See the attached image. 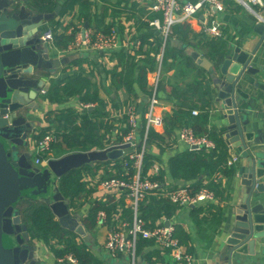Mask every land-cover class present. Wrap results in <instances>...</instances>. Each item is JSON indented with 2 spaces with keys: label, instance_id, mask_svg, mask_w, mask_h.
<instances>
[{
  "label": "crops",
  "instance_id": "obj_1",
  "mask_svg": "<svg viewBox=\"0 0 264 264\" xmlns=\"http://www.w3.org/2000/svg\"><path fill=\"white\" fill-rule=\"evenodd\" d=\"M11 1L15 4L14 7L16 9L25 7L26 11L31 12L32 14L40 13L33 5L28 3V1ZM120 2L121 3L118 4L117 0H85L81 5L75 7L72 13H68L58 18L57 20L60 22L58 25H56L55 22L49 21L43 23L40 28L41 34H44L48 30H52L55 32V36H57L79 22H81L84 27L91 29L92 32H100L103 30L104 26L112 23L118 31V46L112 49L110 54L106 52H74L72 44L68 45L66 49L60 50L54 46V42L53 45H46L43 43L44 50L51 59L57 60L69 57L70 61H72L67 65L56 68L53 74L40 73V76H45L46 81L42 89L46 91V94H39L36 99L37 108H26L22 111V114L26 117L27 121L31 122L33 125L31 132L27 136L29 141L27 152L30 155L33 168L39 169L40 172H44L47 169V165L44 163L40 165L34 164V160L38 154L37 135L40 134V132L46 131L49 127L47 121V115L49 112L64 109L80 110L82 106H86L79 101L78 97H72L69 100L64 101H50L48 95L53 85L57 84L59 87H62L64 84L77 83L79 84V90L83 99L95 97L105 102L112 101L117 105L125 106L126 100L130 98V95L125 92L124 88L117 87L116 83L118 82V77H113V74L116 75L119 72H122V69L126 66V63L123 65V60H121L119 55L122 53V49L119 45L125 39L130 38L131 33L135 36L151 35V33L158 35L157 32L147 26V23L144 22L142 18L147 14L149 19L152 15L155 18H159L157 17L159 14L148 12L150 0H120ZM231 4V8H224L223 12L217 13L214 16L209 15L207 24L210 25V21L215 20L218 22L220 28V36L210 37L218 38L220 42H224L226 54L234 48H239L241 52L254 54L253 62H256L257 64L262 63L261 67L264 71V40L261 41L260 35L256 33V24L253 19L240 6L233 3ZM199 19L200 17L198 16L197 19L195 18L186 23H182L187 26V33L185 35L186 42H182L172 36L169 40L167 62L163 69L159 90V105L155 110V115L166 120L180 105L179 99L172 95L174 90L178 93L183 92L187 86H194L196 83L208 86L212 93L210 94L211 109L206 124L207 132H215L219 139L224 142L227 148L228 160L233 156H236L238 161L233 167L234 170L232 175L230 177L222 176L219 182H217L218 197L217 200H215L214 211H205L199 215L197 212L193 211L194 206H189L178 209L171 219L163 220H166V222L170 221L173 225L181 227L186 235H188V244L194 256V264H225L223 260V249L225 247V231L223 229L224 220L243 200L242 176L244 173L242 175L239 173L242 162L240 151L235 146V141L232 140L233 136H230L231 131L228 128L229 123L223 117V104L225 100L218 98V92L223 90L221 75L215 70V68L210 71L204 70L186 53V51L181 50L176 46L177 43L186 44L187 50L193 49L197 51L200 54V58H206L214 64L212 60L203 56L201 51L194 47V43L205 36ZM66 34H69L68 31ZM145 47L146 46L144 45L143 51H145ZM204 52L213 54L215 51L209 52V49H205ZM135 54L134 60L132 61L134 63L136 62V67L133 69L134 75L131 79L133 81L134 91L142 98L144 95L140 91L139 83L137 82L138 72H140L141 68L146 70L148 87L153 79V73H151L152 71H149V68L145 65V54H141L140 51ZM258 82L264 86V72L259 74ZM261 95H264V90ZM190 100L189 93L186 98H183L182 103L185 102L189 104ZM192 101H196V99L193 98ZM140 104L141 101L137 109H139ZM111 105L112 104L109 103L106 110H108L112 116H116ZM94 106L95 103L91 105L90 109ZM263 108V100L260 98L253 100L247 109V112L250 113L249 126L251 129L259 128L258 124L255 123L253 119H256L257 116L261 115V110H263ZM155 130L158 133L163 132L162 127L155 128ZM251 131L248 132L254 135L256 134L255 131ZM162 147L164 150L160 151L158 147L151 146L148 149V153L155 155L159 160V163L163 166V171H166L164 179L165 183L186 186L187 184L183 181H178L176 183L172 181V178L168 174L167 162L170 158L188 151V147L180 142L177 136L176 138L167 137ZM54 154L51 151L49 156L53 157ZM70 154L73 153H68V155ZM51 160L57 159L51 158ZM87 166H89V170L85 175L91 176V181L87 184L90 195L83 198L78 206L72 208L69 206L72 218L77 220L80 225L92 205L97 200L103 199L102 197L104 196L99 187V181L105 176L104 166L100 165L98 162ZM96 177H98V180ZM114 195H116L115 197L117 201L123 197V202L126 205L130 204L129 200L123 193H115ZM41 204H45V199L36 197L22 198L15 204L14 214H17L20 216L21 220H23L22 213L26 209ZM206 204L207 203L198 204L195 206L203 207ZM109 227L104 226L103 222L101 223L99 220V223L93 230L87 231L86 235L89 239L87 243L91 246L93 254L100 259L102 264L124 263L126 262L124 257L112 258L104 249ZM26 232L29 235V240L24 244L34 250L37 263L44 264L45 262V264H58L48 247L38 240H32L28 230H26ZM155 248L157 250V247L154 246L150 251H147L149 257L155 264H177V262L167 254L157 255L153 250ZM238 261L240 264H264V255L257 254L254 256H246L244 259L239 258ZM140 263L142 262L140 261Z\"/></svg>",
  "mask_w": 264,
  "mask_h": 264
},
{
  "label": "water",
  "instance_id": "obj_2",
  "mask_svg": "<svg viewBox=\"0 0 264 264\" xmlns=\"http://www.w3.org/2000/svg\"><path fill=\"white\" fill-rule=\"evenodd\" d=\"M14 6L11 0H0V264H38L34 250L24 244L29 235L20 216L14 214L15 204L25 197L45 199L57 221L88 242L87 231L72 218L69 201L58 191V179L86 165L118 160L129 145L49 160L44 172L33 168L27 152V136L33 125L22 111L37 108L36 99L46 81L40 73L53 74L56 68L72 60L69 57L51 59L40 40L42 24L53 20L60 6L47 14H32L25 7ZM255 31L263 41L264 24H256ZM176 46L204 70L215 68L222 78L223 90L218 92V98L225 100L223 117L240 151L239 173H244L243 200L224 220L223 260L225 264H240L239 258L264 255V108L253 119L257 129L250 128L247 112L253 100L262 98L264 104V95H261L264 86L258 82L259 74L264 72L262 63L253 62L254 54L234 48L215 65L200 58L197 51L187 50L186 44ZM146 101V97L141 98L139 115ZM251 130L256 134L248 132ZM140 261L137 258V263Z\"/></svg>",
  "mask_w": 264,
  "mask_h": 264
},
{
  "label": "trees",
  "instance_id": "obj_3",
  "mask_svg": "<svg viewBox=\"0 0 264 264\" xmlns=\"http://www.w3.org/2000/svg\"><path fill=\"white\" fill-rule=\"evenodd\" d=\"M33 5L40 13H52L60 6L59 14L51 20L58 25L60 22L58 18L72 13L76 6L81 5L85 0H25ZM120 4V0H117ZM127 1V0H125ZM225 9H229L232 6L230 0H221ZM159 14V13H156ZM155 18L150 16L152 19H161V15ZM89 21V19L87 18ZM114 24H108L104 26L101 32L108 33L110 28ZM148 26V24H147ZM55 30V29H54ZM65 30L62 34L54 36V46L60 50L66 49L68 45H71L75 41V34H66ZM97 32L93 31V35ZM187 33V26L176 25L172 29V37L177 38L182 42H186L185 35ZM92 35V36H93ZM94 37V36H93ZM137 38L141 41L140 49L137 52L145 54L146 60L145 65L149 68V71H153L155 68L154 56L158 53L161 44L160 36L151 33V35H137ZM144 45L146 46L143 51ZM194 47L201 51V54L214 62L217 65L223 58L225 53V44L220 42L218 38L203 36L201 40L194 43ZM205 49H209V52L205 53ZM203 52V53H202ZM123 65L126 63L122 72L114 75L118 77L116 83L118 88H124L125 92L129 94L130 98L126 100L125 106L134 103L138 107L141 97L136 94L133 88L132 76L134 75L133 69L136 67L134 63V56H130L122 51L119 54ZM138 55V54H137ZM168 46L165 50L162 71L167 62ZM146 70L141 68L138 72L137 82L139 83V89L143 93L144 97L149 94L148 83L146 77ZM162 80V77H161ZM161 85V81H160ZM160 90V88H159ZM190 93L191 100L188 103H182L183 98H186ZM210 89L208 86L196 83L194 86H187L185 91L177 92L174 90L172 95L178 98L180 105L174 110L172 115L164 120L163 132L158 133L155 129H151L148 134V149L151 146H156L160 151L164 150L162 147L165 139L176 138L178 131L182 127H191L194 134L197 136H206L214 142L215 147L211 150H188L181 154H178L169 159L167 162V170L169 176L172 178L174 183L183 181L187 185L189 192L194 195L203 187L214 192L215 200H217V185L218 183L213 182V176L216 173L221 174L225 177H230L233 173L234 168L227 166L228 155L227 148L222 140L219 139L218 135L214 132H207L206 124L209 119V111L211 109L210 101ZM46 94V93H45ZM44 94V95H45ZM50 101H64L69 100L72 97H78L79 101L83 105L95 106L91 109H64L59 111L49 112L47 115L48 128L46 131L40 132L37 136V141H41L46 135H52L54 142L50 145L49 150L45 153H38L36 158L45 162L51 160V158L60 159L63 155L68 153L77 152H88L92 150H104L112 145H120L123 143L125 136L128 134L130 127L128 125V118L122 115L119 118L112 116L106 107L109 103L112 105L113 112L122 110L124 105H117L114 102H105L98 98L91 97L89 99H83L79 90V84H64L59 87L57 84L53 85L49 92ZM196 101H192V99ZM94 109V110H92ZM92 110V111H91ZM197 110V115H192L191 112ZM143 113L138 116L137 127H136V141H139L143 137L144 120ZM68 153H63L62 149ZM53 152L54 156H49ZM64 155V156H65ZM124 159V158H122ZM122 159L116 160L115 169L117 175L121 173ZM159 162L155 155H151L147 152V156L144 159V170L152 165L153 162ZM112 163L110 161L101 162L100 165H108ZM89 166H84L80 169L73 170L61 178L58 179V191L69 201L70 208L76 207L90 192L87 188V181H84L86 172L89 170ZM166 171H162V174L158 179L161 186L160 188L153 190L144 200L139 203L138 212L140 218L146 223L149 228L155 226L161 219H171L179 209L177 206L171 204L167 199L159 196L160 189L170 188L175 189L179 187L175 184L165 183ZM112 174H105L104 178L111 177ZM205 181L209 183L205 186ZM185 186V185H181ZM116 195L109 194L103 199L97 200L85 218L81 221V226L84 230H93L99 223L98 215L103 213L105 219L103 222L104 226L109 227L114 220V216L120 214L119 219L129 222L132 218V212L129 205L123 202V197L120 200L115 201ZM215 202L206 204L205 206H194L193 211L199 215L205 211H214ZM22 222L27 227L32 240H38L45 244L49 251L53 254L56 262L58 259H64L67 256H71L77 261V264H102L100 259L95 256L91 250V246L85 242L81 236L76 234L74 231H70L69 228L63 227L53 215L52 211L46 204L35 205L26 209L22 213ZM222 218V217H221ZM175 237L178 240L180 247L186 250L187 254H192L190 246L188 244V235L182 230L181 227L175 226ZM152 240L139 239L136 247V256L141 259V262L136 264H155L149 257L147 251H150L154 247ZM156 247V246H155ZM158 255H163L162 252L157 248L153 249ZM146 251V254H145ZM168 253V252H166ZM122 255L116 256L121 258ZM126 262L121 264H128ZM65 264H69L66 262ZM177 264H184L179 262Z\"/></svg>",
  "mask_w": 264,
  "mask_h": 264
},
{
  "label": "built area",
  "instance_id": "obj_4",
  "mask_svg": "<svg viewBox=\"0 0 264 264\" xmlns=\"http://www.w3.org/2000/svg\"><path fill=\"white\" fill-rule=\"evenodd\" d=\"M233 4L240 6L255 22V24H264V0H230ZM224 11V6L221 0H150L148 12L159 13L161 19L148 18L145 15L142 20L146 22L150 29L157 32L161 39V44L158 53L154 56L155 68L153 79L148 87L149 94L146 97L147 101L144 108L143 120L144 130L141 140L136 141V127L138 119V109L134 103L126 105L122 110L116 111L115 118L122 115L127 116L130 130L125 136L122 144H128L129 148L123 150L121 173L117 175L115 161H110L104 166L105 174L110 173L113 176L102 178L99 181L100 190L104 196L109 194L123 193L129 200L132 218L129 222L120 220V214L114 216V220L108 229L104 249L109 256L115 258L118 255L126 257L128 264H136V247L139 239L152 240L154 245L173 258L177 263L194 264V256L187 254L186 250L179 246L178 240L175 237L174 225H166V220L161 219L155 226L149 228L146 223L140 218L138 212L139 203L144 200L153 190L160 188L159 178L163 171V166L159 162H153L152 165L144 170V159L148 152V134L151 129L163 128L164 120L155 115V110L159 105V88L161 81L162 63L165 50L169 45L172 29L174 26L186 23L192 19L200 17L199 22L202 25V30L205 35L220 36L219 24L215 20L207 24L208 17L214 16L217 13ZM69 34H75V41L72 44L74 52H106L110 54L112 49L118 46L117 29L112 26L108 33L97 32L93 37L91 29L84 27L79 22L71 26L68 30ZM55 32L52 30L46 31L40 35V40L46 45H53ZM141 41L131 33V37L120 43L119 47L122 51L130 56H134L140 49ZM41 94H45V90H41ZM91 105L82 106L84 109H89ZM198 111L193 110L192 115H197ZM177 138L184 143L189 150H211L215 147L213 141L206 136H197L194 134L191 127H182ZM54 142L52 135H46L37 143V152L45 153L49 150L50 145ZM118 146V145H112ZM119 160V159H118ZM238 158L233 156L228 160L227 166L232 168L237 163ZM43 162L37 158L34 160L35 165H40ZM98 176V175H97ZM222 178V175L216 173L213 176V182L217 183ZM98 180V177H96ZM85 181H91V176H86ZM209 181L205 182L206 186ZM162 198L167 199L171 204L179 209L198 204L215 202L214 192L207 187H203L196 194L192 195L186 186H179L175 189L164 188L160 189ZM117 201V199H115ZM98 219L104 221L105 215L99 213ZM168 252V253H166ZM77 264V261L71 256L64 259H58L57 263Z\"/></svg>",
  "mask_w": 264,
  "mask_h": 264
},
{
  "label": "rangeland",
  "instance_id": "obj_5",
  "mask_svg": "<svg viewBox=\"0 0 264 264\" xmlns=\"http://www.w3.org/2000/svg\"><path fill=\"white\" fill-rule=\"evenodd\" d=\"M61 149H62V148H61ZM92 151H101V150H92ZM62 152H63V153H68V152H66V151L63 150V149H62ZM88 152H91V151H88ZM64 155H65V154H64ZM64 155H63V157H64ZM67 155H68V154H67ZM67 155H65V156H67ZM57 160H58V159H57ZM48 161H49V160H48ZM48 161H45V162H43V163H44L45 165H47V162H48ZM58 264H59V263H58Z\"/></svg>",
  "mask_w": 264,
  "mask_h": 264
}]
</instances>
